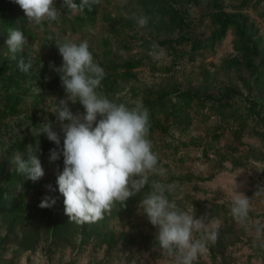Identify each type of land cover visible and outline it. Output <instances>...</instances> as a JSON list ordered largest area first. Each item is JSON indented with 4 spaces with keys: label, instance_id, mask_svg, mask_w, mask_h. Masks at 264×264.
<instances>
[{
    "label": "trees",
    "instance_id": "16d2710c",
    "mask_svg": "<svg viewBox=\"0 0 264 264\" xmlns=\"http://www.w3.org/2000/svg\"><path fill=\"white\" fill-rule=\"evenodd\" d=\"M75 2L79 5L81 0ZM138 3L147 16L149 26L156 31L158 43L171 55L167 65L152 69L153 72H158L156 75L163 77L158 85L129 87L130 95L142 101L149 112L147 139L156 142L157 136H169L173 128L188 129L194 117H204L215 121L210 134L215 142L220 140L226 129H230L234 142L241 144L244 134L250 131L259 140L260 148L248 147L249 157L264 164V31L246 13L253 4L258 5V17L263 19L264 0H140ZM202 5L208 11L199 15L198 20L203 22L206 19L209 22V34L199 37L194 31L196 21L191 17V11H196ZM14 12L11 14L16 15ZM11 14L5 15L0 6V33L7 37L5 30L12 26L32 36L25 30V17H12ZM96 14L95 4L87 1L74 16L71 23L73 29L87 27ZM122 22L128 30L135 33L131 22L124 18ZM228 34L233 36V54L222 61L218 72L213 70V65L208 67L209 64H206L207 54L214 55L216 45L223 42ZM53 45L52 49L58 52ZM28 49L25 44L23 50L16 54V59L10 53L2 55L0 50V136L8 132L9 119L18 115L22 97L29 91L24 88L22 81V77H28L29 74L22 73L18 68L19 59L26 57ZM93 57L104 69V78L97 92L108 99L114 98L113 95L119 91L120 82L127 85L132 80H138L133 71L142 65V60L114 58L109 63H104L96 55ZM185 61L189 63L187 66L190 65L189 75L183 71ZM48 66L46 63L41 69L30 72L34 84H41L39 80L44 77ZM180 73L184 84L178 81ZM83 111L81 106L80 113ZM49 117L55 120L52 114ZM25 120L38 132L35 112L27 115ZM37 142L40 161L44 156H49L51 149L57 148L46 136H38V133L30 144L35 146ZM191 142L195 144L194 140ZM26 144V137L16 139L13 144L17 150L26 154L24 159H27ZM201 155L208 157V150L203 148ZM227 158V155H220V164L226 162ZM231 164L233 169L245 166L240 158L233 160ZM263 176L262 171L261 181ZM211 179L212 176L202 178L189 174L164 178L157 173L150 175L140 193L123 204L115 202L100 220L81 225L69 221L64 211V198L58 189L54 193L43 191L44 182L41 179L35 182L27 180L15 171V167L5 170L0 163V260L9 250L15 259L28 252H36L41 246L47 257L64 248L80 249L89 242L94 250L103 248L105 256L113 252L121 242L134 243L137 238L158 246L155 236H145L140 225L132 220L133 208L153 190L154 182L165 186V195L169 199L168 185L191 183L193 180L206 182ZM49 185L57 188L56 181ZM258 192L259 189H255L248 195H258ZM45 195L55 197L53 207L42 209L39 205L35 207L28 202L30 198L42 199ZM195 206L198 212H204L203 217L208 221L219 217L220 212H223L219 205H211L207 211L199 203H195ZM124 216L127 231L116 232L110 227V222ZM253 217V213L249 211L245 221ZM231 218L234 219L232 215ZM232 228L233 225L225 222L219 228V235L224 237L230 234ZM259 245H263L261 254L264 255V244L260 241Z\"/></svg>",
    "mask_w": 264,
    "mask_h": 264
},
{
    "label": "rangeland",
    "instance_id": "374dc122",
    "mask_svg": "<svg viewBox=\"0 0 264 264\" xmlns=\"http://www.w3.org/2000/svg\"><path fill=\"white\" fill-rule=\"evenodd\" d=\"M87 1L95 4L97 14L94 20L82 29H73L71 24L79 8L72 10L67 5L63 6V0H55V7L60 11L58 18L55 21L44 20L40 24L43 26L27 22L23 10L11 0H0V6L5 15H10L12 11H15L16 15L11 14L12 17H25V30L32 36L24 34L26 45L29 47L24 58L25 62L29 59L33 62L34 69H41L46 63L49 65L52 62L59 67L62 64V57L51 46L54 44V48H57V42L66 40L75 43L87 42L92 56L96 55L104 63H109L114 58L142 60V65L133 71L138 80H132L127 85L120 82L119 91L113 95L114 98H111V101L117 104L124 103L131 108L138 99L130 95L129 87L132 85L138 87L141 84L158 85L163 77L156 75L158 72H153L152 69L167 65L171 60V55L165 47L158 43L159 37L156 31L149 26L147 16L138 3L140 0ZM207 11L205 5L196 11H191V17L196 21L194 31L199 37L209 34V22L206 19L203 22L198 20V16L204 15ZM259 12V6L253 4L246 13L264 31V18L258 17ZM123 18L133 24L135 33L124 26ZM141 18H146L147 21L143 26L138 23ZM232 38L233 36L228 34L223 42L216 45L214 55L207 54L208 67L213 65V70L220 72L222 61L233 54ZM6 39L7 37L0 33L2 55L9 53L5 44ZM107 52L109 53L107 56L103 55ZM93 60L95 62L94 57ZM184 64V74L189 75L190 65L187 66L189 64L187 61ZM28 74V77H22V81L24 88H28L29 91L22 97L18 115L9 119L8 132L0 136V163L4 165L5 170L14 168L12 163L14 153H24L13 146L15 140L26 137L27 151V148L31 146V140L38 133L33 125L26 122L27 115L32 112L36 113L38 127L45 120L53 123L61 137L62 147L63 133L59 124L49 115L52 114L55 117V104L59 105L62 100L68 103L74 114H79L82 106L79 102L68 101L59 75L49 66L46 68L44 77L39 80L41 84H34L30 77L31 74ZM183 79L180 73L178 81L184 84ZM214 122L213 119L194 117L188 129L173 128L169 136H157L156 142L149 140L153 152L158 156L157 167L164 170L162 174H157L161 178L186 174L202 178L212 176V179L206 182L193 180L191 183H174L166 186L170 193L169 200L175 201L183 210L193 212L195 218H202L204 215L203 211L198 212L195 203L201 204L204 211H207L211 205H219L223 208L220 216L212 219L219 221L217 239L208 241L207 250L200 254L194 262L197 264H264V255L261 254L263 245H259L260 241L264 244V176L261 181L264 164L250 159L247 151L248 147L260 148L259 140L247 131L241 144H238L234 142L230 129H226L220 140L215 142L210 135ZM193 140L195 144H192ZM164 145H170V147L165 148ZM203 148L208 150V157H202ZM220 155L228 156V160L223 164H220ZM239 158L245 162V166L233 169L231 162ZM41 165L44 169V176L41 178L44 182L43 191L47 192L49 183L56 181L57 175L63 169V157L50 162L49 156H44ZM153 174L156 173H148L147 176ZM235 186L238 191L243 192L250 199L249 211L254 215L253 218L243 223L232 219L230 214ZM255 189H259L258 195H248ZM40 201L41 199L30 198L28 202L36 207ZM133 209L132 220L140 225L143 234L148 237L156 236L158 229L150 224L140 204ZM205 221L210 222L207 219ZM225 222L233 225L232 232L221 237L219 228ZM110 227L116 232L127 231L125 216L112 220ZM200 236L201 233L194 232V238H200ZM154 245L151 241L137 238L134 243L121 242L113 252L105 256L103 248L94 250L92 243L89 242L80 249L64 248L49 257L45 256L44 249H41L43 246H41L36 252H28L15 259H13L12 251L9 250L2 256L0 264H174L172 257L164 255L159 247Z\"/></svg>",
    "mask_w": 264,
    "mask_h": 264
},
{
    "label": "clouds",
    "instance_id": "9594fccd",
    "mask_svg": "<svg viewBox=\"0 0 264 264\" xmlns=\"http://www.w3.org/2000/svg\"><path fill=\"white\" fill-rule=\"evenodd\" d=\"M17 4L27 22L40 25L44 20L55 21L59 10L55 0H11ZM87 0L78 5L74 0H63V6L82 9ZM146 18L139 19L143 26ZM5 32V44L13 59L26 44L22 29L9 26ZM49 39H52L49 37ZM62 64H49L58 75L68 101L79 102L83 113L74 114L64 100L55 104V121L63 133L61 137L53 123L45 120L38 128V136L44 135L57 148L51 149L49 161L63 157V169L56 178L57 188L47 186L49 193L57 191L62 195L64 211L69 221L77 224L100 220L115 202L122 204L140 193L148 183V173H163L157 167L158 156L147 139L149 112L142 101L134 107L115 103L97 92L104 78V69L94 62L87 42H57ZM42 67V65H41ZM18 68L28 74L34 64L24 58L18 61ZM24 153H14L12 163L15 171L33 182L44 176V169L37 153L39 143L27 148ZM152 191L140 200L150 224L158 229L155 240L162 253L174 259V264H194L197 257L207 250V242L215 241L218 235V220L205 221L195 218L193 212L180 208L165 195V186L152 184ZM56 199L45 195L39 207L51 208ZM250 199L237 190L232 193L230 214L243 223L249 212ZM194 232L201 233L194 238Z\"/></svg>",
    "mask_w": 264,
    "mask_h": 264
}]
</instances>
